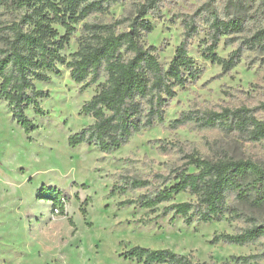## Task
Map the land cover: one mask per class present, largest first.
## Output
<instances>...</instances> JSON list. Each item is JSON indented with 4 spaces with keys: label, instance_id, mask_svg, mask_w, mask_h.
<instances>
[{
    "label": "rangeland",
    "instance_id": "rangeland-1",
    "mask_svg": "<svg viewBox=\"0 0 264 264\" xmlns=\"http://www.w3.org/2000/svg\"><path fill=\"white\" fill-rule=\"evenodd\" d=\"M143 1H102L100 10L74 24L75 32L61 54L69 60L78 50L84 22L109 24L133 18L136 6ZM234 2L161 0L159 15H148L153 30L144 35L143 41L155 48L165 67L183 39L182 20L195 15L197 31L188 48L200 72L177 88L162 123L133 133L117 149L104 152L88 144L72 148L67 141L70 134L93 122L80 109L105 83L103 73L97 82L86 85L75 83L63 64L57 63L52 71L43 70L49 80L34 84L48 92V97L40 99L43 115L35 114L33 108L26 110L35 124L29 132L0 99V264H144L124 256L134 246L170 249L200 262L264 264V236L247 244L212 242L216 234H232L264 222V207L238 205L244 216L225 214L212 222L194 219L187 225L179 215L163 214L173 202L195 199L187 192L154 208L119 205L145 189L111 192L121 175L147 178L154 183L150 188L158 186L154 174L182 165L190 152L213 159L248 158L264 166L263 141L250 138L228 122L201 126L199 121L191 120L171 126L183 111L200 115L240 106L256 108L257 118L264 120V109L260 107L264 104V49L246 44L257 29L264 27L261 1L247 0L248 19L242 32L219 39L217 52L222 57L240 48L241 58L233 69L225 72L203 56L209 42L208 12L221 15L227 5L234 8ZM19 15L20 11L0 6V34L3 26ZM53 26L60 36L65 33L58 23ZM42 186L66 194L64 214H59L51 200L37 197Z\"/></svg>",
    "mask_w": 264,
    "mask_h": 264
},
{
    "label": "trees",
    "instance_id": "trees-1",
    "mask_svg": "<svg viewBox=\"0 0 264 264\" xmlns=\"http://www.w3.org/2000/svg\"><path fill=\"white\" fill-rule=\"evenodd\" d=\"M102 1L114 3L119 0H0V6L20 11L14 21L1 29L0 99L7 103L12 117L26 132L35 128L26 110L33 108L35 114L43 115L40 99L48 97V92L37 89L34 82L48 81L43 70L52 71L57 63L69 69L71 79L77 84L90 85L97 82L102 73L105 75V83L80 109V113L92 117L93 122L67 139L72 148L88 144L104 152L121 147L133 133L162 123L177 88L198 76L199 67L188 48L189 40L197 31L195 15L182 20L183 39L166 67L159 62L155 48L143 41L144 35L153 30L148 15H159L161 0H145L138 4L130 19L125 17L109 24L84 22L79 48L66 60L61 50L75 32L74 24L100 10ZM260 1L264 5V0ZM246 3L247 0H235L234 8L229 9L230 4L227 5L221 15L209 11L206 18L210 30L203 56L219 64L225 72L240 61V48L222 57L217 52V45L221 36L244 30L248 19ZM54 23L65 29L62 36ZM122 25L124 28L119 30ZM246 44L249 48L264 49V27L257 29ZM260 107L264 109V104ZM255 111L256 108L247 106L200 115L183 111L171 126H181L191 120L199 121L201 126L228 122L264 144V120L258 119ZM185 158L182 165L167 173L156 172L154 178L159 185L154 188H150L154 183L147 178L121 175L111 192L145 189L136 198L119 202L120 206L135 204L142 208H154L187 192L195 199L173 202L163 209V214L179 215L187 225L194 219L212 222L225 214L244 216L238 205L253 209L264 207V166L260 163L229 156L213 159L196 152L186 154ZM37 197L51 200L59 214H64L68 199L63 191L42 186ZM70 223L74 225L72 220ZM261 236H264V222L232 234H216L212 242L247 244ZM124 256L144 264H218L196 261L190 255L170 249L142 246L130 248Z\"/></svg>",
    "mask_w": 264,
    "mask_h": 264
}]
</instances>
